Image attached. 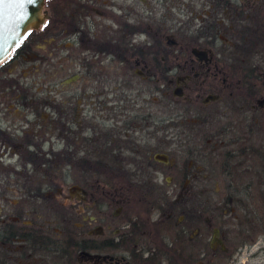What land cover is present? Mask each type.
<instances>
[{
	"label": "flooded vegetation",
	"instance_id": "1",
	"mask_svg": "<svg viewBox=\"0 0 264 264\" xmlns=\"http://www.w3.org/2000/svg\"><path fill=\"white\" fill-rule=\"evenodd\" d=\"M42 10L0 63V264H237L264 235V0Z\"/></svg>",
	"mask_w": 264,
	"mask_h": 264
},
{
	"label": "water",
	"instance_id": "2",
	"mask_svg": "<svg viewBox=\"0 0 264 264\" xmlns=\"http://www.w3.org/2000/svg\"><path fill=\"white\" fill-rule=\"evenodd\" d=\"M44 0H12L0 5V63L19 45L27 32L44 20Z\"/></svg>",
	"mask_w": 264,
	"mask_h": 264
},
{
	"label": "rangeland",
	"instance_id": "3",
	"mask_svg": "<svg viewBox=\"0 0 264 264\" xmlns=\"http://www.w3.org/2000/svg\"><path fill=\"white\" fill-rule=\"evenodd\" d=\"M44 48H45L44 44H42L41 49H39L41 51H39V52L41 53ZM8 59H9V57L5 61H8ZM14 65H16V64L13 63L12 65H8V67L12 66L14 68ZM17 66H19V67H16L15 69H18L17 72L19 74H21L22 77H24V76L30 77L31 76L28 62L24 63V64L17 65ZM42 70H44V68H42L41 71ZM64 169L65 170L67 169L66 165L57 164L54 170L57 172H58V170L60 172L61 171L64 172ZM68 181H71V179ZM262 230H263L262 233H264V228H262ZM259 246L261 247V249H258ZM182 249H183V254L181 256V262H182L181 264H187L186 254L184 253V251H185V244L184 243H182ZM237 264H264V235H260V236L256 237L255 243L250 245V247L247 249L246 253L241 258H239Z\"/></svg>",
	"mask_w": 264,
	"mask_h": 264
},
{
	"label": "snow or ice",
	"instance_id": "4",
	"mask_svg": "<svg viewBox=\"0 0 264 264\" xmlns=\"http://www.w3.org/2000/svg\"><path fill=\"white\" fill-rule=\"evenodd\" d=\"M6 2H12V0H0V5H3ZM29 3H36V0H29Z\"/></svg>",
	"mask_w": 264,
	"mask_h": 264
}]
</instances>
